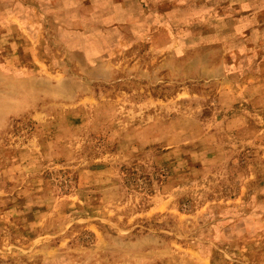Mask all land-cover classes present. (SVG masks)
<instances>
[{
  "label": "rangeland",
  "instance_id": "374dc122",
  "mask_svg": "<svg viewBox=\"0 0 264 264\" xmlns=\"http://www.w3.org/2000/svg\"><path fill=\"white\" fill-rule=\"evenodd\" d=\"M0 264H264V0H0Z\"/></svg>",
  "mask_w": 264,
  "mask_h": 264
}]
</instances>
